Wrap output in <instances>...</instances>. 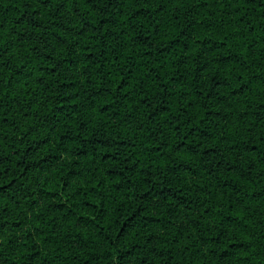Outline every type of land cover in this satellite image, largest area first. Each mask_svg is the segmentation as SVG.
Returning <instances> with one entry per match:
<instances>
[{
    "label": "trees",
    "instance_id": "trees-1",
    "mask_svg": "<svg viewBox=\"0 0 264 264\" xmlns=\"http://www.w3.org/2000/svg\"><path fill=\"white\" fill-rule=\"evenodd\" d=\"M0 264H264V0H0Z\"/></svg>",
    "mask_w": 264,
    "mask_h": 264
}]
</instances>
